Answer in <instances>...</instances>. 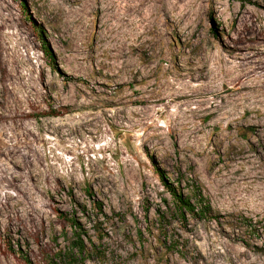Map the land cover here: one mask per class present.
<instances>
[{
    "label": "rangeland",
    "instance_id": "1",
    "mask_svg": "<svg viewBox=\"0 0 264 264\" xmlns=\"http://www.w3.org/2000/svg\"><path fill=\"white\" fill-rule=\"evenodd\" d=\"M70 217L74 264H264V0H0V264H51Z\"/></svg>",
    "mask_w": 264,
    "mask_h": 264
},
{
    "label": "trees",
    "instance_id": "2",
    "mask_svg": "<svg viewBox=\"0 0 264 264\" xmlns=\"http://www.w3.org/2000/svg\"><path fill=\"white\" fill-rule=\"evenodd\" d=\"M38 37L43 40L41 33L38 30ZM42 52L51 58V53L47 46L42 47ZM161 184L163 185L166 192L170 195L174 213L178 216L181 222L185 221L187 215L194 218H204L208 217L211 212V206L209 200L203 195L201 189L197 185L191 186V193L189 195L184 194L181 189H179L180 179L176 178L171 181L165 173L159 169H155ZM166 200H164L165 203ZM167 204V202H166ZM94 206L98 211H101V207L98 204L94 203ZM168 206V204H167ZM163 212L160 214L162 220ZM239 219L241 223L246 227L247 232L252 235L258 234L259 221H252L251 218H248L244 215H240ZM72 227V240L69 243L68 250L65 252L58 251L55 254L54 260L51 261V264H74L77 260H80L82 263L89 255L87 250L86 243L82 237L84 234L80 224L72 217L67 219Z\"/></svg>",
    "mask_w": 264,
    "mask_h": 264
}]
</instances>
